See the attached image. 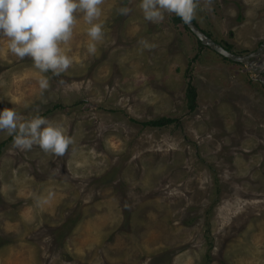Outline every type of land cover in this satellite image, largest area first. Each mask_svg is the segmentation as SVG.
I'll list each match as a JSON object with an SVG mask.
<instances>
[{
  "label": "rangeland",
  "instance_id": "obj_1",
  "mask_svg": "<svg viewBox=\"0 0 264 264\" xmlns=\"http://www.w3.org/2000/svg\"><path fill=\"white\" fill-rule=\"evenodd\" d=\"M139 3L101 0L94 53L77 14L59 74L0 40V109L73 139L57 155L0 130V264H264V0H195L197 26L258 53L249 64L175 13L146 20ZM163 118L173 122L147 125Z\"/></svg>",
  "mask_w": 264,
  "mask_h": 264
},
{
  "label": "clouds",
  "instance_id": "obj_2",
  "mask_svg": "<svg viewBox=\"0 0 264 264\" xmlns=\"http://www.w3.org/2000/svg\"><path fill=\"white\" fill-rule=\"evenodd\" d=\"M100 3L101 0H0V40L6 39L8 50L17 57H30L41 73L50 70L59 74L72 63L62 45L72 37L77 14L83 13V19L90 25L87 51H96L95 42L102 38V22L93 21L101 14ZM139 7L146 20L160 21L164 12H169L188 23L196 4L195 0H140ZM129 11L127 7L119 9L121 14ZM141 43L150 46L146 41ZM38 83L41 89L47 88V77L41 76ZM0 130L11 135L13 147L20 149H30L36 144L45 152L62 155L73 143L60 123L40 115L21 120L9 107L0 109ZM47 199L44 197L38 203H46Z\"/></svg>",
  "mask_w": 264,
  "mask_h": 264
},
{
  "label": "water",
  "instance_id": "obj_3",
  "mask_svg": "<svg viewBox=\"0 0 264 264\" xmlns=\"http://www.w3.org/2000/svg\"><path fill=\"white\" fill-rule=\"evenodd\" d=\"M184 22V21H183ZM184 24L189 28V30L192 32V34L204 45L210 47L211 49H213L214 51H216L220 56L237 62V63H244V64H249L250 63V59L257 57L259 54L258 53H253L250 56H239L236 55L235 53L228 51L227 49H225L224 47L220 46L219 44L215 43L214 41L211 40V38L203 31L201 30L197 24L193 21V19ZM263 66H264V61H263ZM256 74H264V67L261 71H256ZM264 84V82H263Z\"/></svg>",
  "mask_w": 264,
  "mask_h": 264
},
{
  "label": "trees",
  "instance_id": "obj_4",
  "mask_svg": "<svg viewBox=\"0 0 264 264\" xmlns=\"http://www.w3.org/2000/svg\"><path fill=\"white\" fill-rule=\"evenodd\" d=\"M176 20L184 23L183 20L179 16L176 18ZM193 21H194V19H193ZM184 26L189 30V28L185 24H184ZM208 36H210V35H208ZM224 47L228 51H231V47L230 46L225 45ZM187 99H188V102H189L190 109L194 111L195 107H196V105H195L196 89H195V87L193 86V84L191 82L188 84V87H187ZM171 122H173L171 119L163 118V119H159V120H155V121L149 122V123H147V125H150V126H153V127H164V126L170 124ZM2 147H3V144L0 145V152L2 150Z\"/></svg>",
  "mask_w": 264,
  "mask_h": 264
}]
</instances>
